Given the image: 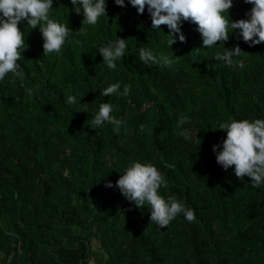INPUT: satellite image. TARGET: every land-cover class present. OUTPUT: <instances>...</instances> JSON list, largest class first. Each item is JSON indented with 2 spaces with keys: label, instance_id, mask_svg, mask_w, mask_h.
I'll return each mask as SVG.
<instances>
[{
  "label": "trees",
  "instance_id": "1",
  "mask_svg": "<svg viewBox=\"0 0 264 264\" xmlns=\"http://www.w3.org/2000/svg\"><path fill=\"white\" fill-rule=\"evenodd\" d=\"M53 8L50 16L74 31L71 40L44 55L39 26L20 24L28 45L21 69L0 81V264H264V186L237 178L234 165L223 169L213 151L226 137L220 121L264 117V42L230 34L224 46L239 44L244 60L232 67L214 57L220 41L195 50L202 40L189 21L181 25L186 41L171 48L166 25L165 33L151 29L147 6L140 14L128 0H107L95 25H82L71 0ZM250 8L233 0L230 18ZM116 36L128 49L109 69L98 47ZM141 46L174 64L144 65ZM116 81L130 85L127 96L100 95ZM67 95L85 104L68 105ZM102 100L127 132L92 122ZM181 113L191 121L179 124ZM134 160L154 163L167 180L160 192L195 209L196 219L180 214L160 229L147 206L108 187Z\"/></svg>",
  "mask_w": 264,
  "mask_h": 264
},
{
  "label": "clouds",
  "instance_id": "2",
  "mask_svg": "<svg viewBox=\"0 0 264 264\" xmlns=\"http://www.w3.org/2000/svg\"><path fill=\"white\" fill-rule=\"evenodd\" d=\"M116 5L126 7V0H114ZM54 0H0V81L9 73L19 74L21 64L18 62L24 50L28 47L25 40V31L19 27L26 24L39 30L43 38V54H59L66 42L70 41L74 32L68 24L50 16ZM137 12L143 14L147 6V12L151 18V29L156 32H164L161 25L168 28L167 44L172 45L177 40L186 41V36L181 25L189 21L196 26L200 33L202 46L195 49L200 52L208 50L212 46L223 45V51H217L214 57L227 66L243 67L244 60L241 57L243 51L239 44L225 47L224 42L230 34L236 33L239 38L249 45L264 42V0H245L251 5L245 18L231 19L229 9L233 6V0H128ZM73 10L82 14V25H95L107 12V0H71ZM227 14V15H225ZM78 31L83 32L81 27ZM204 46H207L206 49ZM128 49V40L116 36L114 40L98 47L103 59V64L109 69L117 67V60L125 57ZM138 58L144 65L172 66L174 58L158 53L151 46L138 48ZM179 58V56H175ZM130 85L121 81L108 83L100 89L101 96L115 95L127 96ZM26 91L31 95L32 88ZM78 95H67L65 103H81ZM114 105L103 100L92 117V122L102 126L105 122L111 123L113 130L119 133L126 121L113 115ZM191 121V116L181 113L178 123L184 125ZM143 129L144 125L141 124ZM216 129L226 132V137L221 142L213 145L216 161L223 169L227 170L234 165V174L243 180L246 176L251 178V186L260 188L264 186V117L252 119L229 118L220 121ZM127 132V128L123 127ZM182 135L186 140L192 138L190 128H184ZM197 135V134H196ZM171 167L172 165H168ZM164 173L152 162L132 161L126 166L119 178L113 184L107 182L108 187H118L122 195L137 207L147 206L150 212V221L160 229L168 226L178 215L182 214L187 221L196 219L195 209L188 206L175 194L163 195L161 186L166 185Z\"/></svg>",
  "mask_w": 264,
  "mask_h": 264
}]
</instances>
